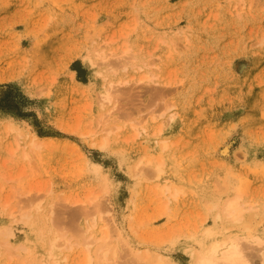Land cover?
<instances>
[{
  "label": "rangeland",
  "instance_id": "374dc122",
  "mask_svg": "<svg viewBox=\"0 0 264 264\" xmlns=\"http://www.w3.org/2000/svg\"><path fill=\"white\" fill-rule=\"evenodd\" d=\"M97 48L112 50L111 67ZM144 72L152 79L138 81ZM108 80L121 82L107 145L98 148L91 142L106 132L88 131L99 128ZM166 184L183 189L174 198ZM37 187L43 221L26 202ZM93 194L134 244L156 246L177 264H193L199 239L232 237L260 263L264 0H0V264L39 261L54 234L85 235L98 217ZM232 194L251 207L238 221L217 218L214 204ZM15 205L38 222L10 217ZM118 248L112 264H151L122 241Z\"/></svg>",
  "mask_w": 264,
  "mask_h": 264
},
{
  "label": "bare ground",
  "instance_id": "6f19581e",
  "mask_svg": "<svg viewBox=\"0 0 264 264\" xmlns=\"http://www.w3.org/2000/svg\"><path fill=\"white\" fill-rule=\"evenodd\" d=\"M106 42L111 43V40H107ZM127 47H124L122 52L126 53ZM112 54V50L108 48V50L103 48L95 49L94 56L99 59L101 64H105L107 67H111L108 62V57ZM121 55V54H120ZM120 57V56H118ZM122 57V56H121ZM88 60L89 63H92V59L89 56H85L84 60ZM121 60H119L120 62ZM118 63V61H117ZM147 64V63H146ZM145 64V65H146ZM123 68H125V64H122ZM141 67V66H139ZM153 74L145 73L138 78V81H148L152 79ZM118 82H114L112 80H108V84L104 85L98 95V99L101 107H104V112L100 116L97 123L99 124V128L97 130H91V136H95L98 131H105L106 134L100 137V140H92L91 145L96 146L98 148H104L107 145V135L110 133L111 126H105L107 123V117L114 116L116 112V98L114 94V86H116ZM155 118L154 116H152ZM169 118H172L170 115ZM100 122H102L100 124ZM134 125V124H133ZM8 129H12L11 124L7 125ZM118 127V126H117ZM143 128V127H142ZM139 132V131H137ZM21 135V134H20ZM18 135L19 137H21ZM161 147L165 148L167 143L164 139L161 140ZM31 151H35V149H39L41 147V142L37 140L34 136L31 138L29 142ZM18 147V142L16 141L15 146L10 147L9 152L12 154ZM30 151L24 150L22 156L24 158H29ZM139 163L141 160L138 161ZM160 162H156L154 166L155 173H159L161 168L159 167ZM137 166V165H136ZM95 171L99 170V166H92ZM14 178V177H11ZM10 179V178H9ZM104 187L103 189H105ZM14 189V188H13ZM181 186L176 184H166L163 187V192H168V196H172L174 198L177 197L178 191L182 190ZM2 190V189H1ZM16 190V189H15ZM14 190V191H15ZM31 189H27L25 194L27 195L26 202L31 204L36 211V217L40 220H44L46 214L44 210H40L41 205V197L42 194H39L41 191L40 187L34 192V195H29ZM29 195V196H28ZM64 195V194H63ZM61 196V195H60ZM66 195H64L65 197ZM69 196V195H68ZM13 196H10V198ZM60 197L62 203H67L68 197L64 198ZM98 194H93L90 201H93V205L96 208L98 213V217L93 218L92 220L84 225V229L82 231L83 236L78 238L77 240L72 241L70 236H66L64 234H54L49 240L48 253L47 256L42 257L39 261L33 262L31 264H112L114 260L117 258V252L119 251L118 245L119 241H122L124 248L127 254L138 259L139 262L150 261L151 264H177L175 261L170 260L166 255L157 251L158 249L151 246H146L144 249L142 247H138V245L134 244L128 237V234L123 230L122 227L117 226L113 223L114 215L111 210H108L109 215L103 216V210L98 207L97 202ZM10 198L4 202V206L10 203ZM41 198V199H40ZM40 199V200H39ZM69 201V200H68ZM84 199L77 198L73 203L82 202ZM34 204V205H33ZM33 205V206H32ZM216 209L217 218H221L223 220L230 221H238L242 218L243 212L250 208L251 205H245V202L242 200L241 195L232 194L230 196H226L222 201H217L214 204ZM50 208V207H49ZM21 207L19 205L12 206L8 210V215L12 218H16L19 214H23L25 216H29L33 219V221L38 222L35 216L32 214L21 213ZM52 207L48 209L49 212H52ZM42 216V217H41ZM101 222L98 224V222ZM103 221V223H102ZM107 221V223L105 222ZM108 222H110L113 226L112 232L116 234V237L113 238L110 235ZM99 225L101 229H99V234H97L95 227ZM94 226V227H92ZM212 230L210 228L205 230V234L210 236ZM205 235V236H206ZM255 241V240H254ZM257 242V241H255ZM259 243V242H257ZM1 244V243H0ZM6 244V243H5ZM200 247L198 250L192 253L193 255V264H255L251 257L246 255L240 246V239L237 237L232 238H224V239H215L212 242H205L204 239H199ZM145 245V244H144ZM154 246V245H153ZM264 248V247H263ZM263 248H258L261 252ZM263 251V250H262ZM27 263V264H30ZM259 264H264V252H261V260Z\"/></svg>",
  "mask_w": 264,
  "mask_h": 264
}]
</instances>
